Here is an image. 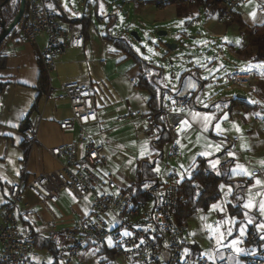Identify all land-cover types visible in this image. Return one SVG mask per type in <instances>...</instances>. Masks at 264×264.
<instances>
[{
	"label": "crops",
	"instance_id": "crops-1",
	"mask_svg": "<svg viewBox=\"0 0 264 264\" xmlns=\"http://www.w3.org/2000/svg\"><path fill=\"white\" fill-rule=\"evenodd\" d=\"M62 1L67 3L63 4ZM45 3L57 15L64 18L60 20L67 31L80 33L79 25L67 23L66 18L74 20L87 15L90 19L87 29L88 37L84 41L83 48L68 49L56 59L55 68L48 77V85L58 89L65 84L77 82L92 87L97 122L85 127V130L92 136L93 143L104 147L107 162V157L112 158L113 155L106 151L104 142L112 141L115 146L120 134L115 135L116 131L125 128H128L136 139V131L145 126V121L135 120L132 116L135 113L148 116L149 95L146 91L136 88L139 68L111 43L102 40L101 36L125 38L133 45L135 40L129 36L131 31L136 32L137 29L145 31L154 24L174 20V28H179L181 31L183 29L182 20L176 18L174 6H166L162 9L152 5L138 7L133 0H111L110 3L104 0H45ZM261 7H264V0H244L233 10V13L245 26L252 28L264 25V11L258 12ZM107 11H109L108 16H106ZM119 11L123 15V21L117 18L116 14ZM218 17L217 11L199 14L198 20L185 29L186 34L183 37L192 36L191 39L198 37L202 43L217 44L214 49L216 50L215 56H219V61L213 59L211 62L217 66L218 70L229 67L228 63H231L229 67L231 72L223 73L224 75H230L235 70L248 71L249 68L264 73V67H254L252 63L236 56L235 51L247 45V37L240 35L239 27L235 22L228 26L220 24ZM93 19L103 25L104 30L95 28ZM178 36H180L179 33ZM45 43V35L38 36L37 45H35L28 43L19 33L3 47L5 67L0 70V83L5 85V89L0 93V209L5 200L4 184L15 183L21 177L26 180L59 168L62 160H55L50 155L48 151L51 148L72 144L77 156L83 152L78 128L72 131H61L58 127V123L70 115L66 102L56 103L42 95L37 101L36 109L30 111L37 96L38 48L44 47ZM149 62L156 72L161 74L159 89L163 90L161 96V106H163L176 98L171 93L177 91L179 77L174 86L163 77L164 70L161 66L150 60ZM211 62L207 64V68L197 67L204 82L209 80L205 79L203 73L205 70L208 75L214 73ZM240 65L243 69H238ZM203 87L206 88V83ZM258 87L257 93H262L264 96V80L259 83ZM222 93L225 95L223 99L236 97L232 93H227L226 90ZM217 101L219 100L215 99V94H211L204 104L201 105L199 102V106L187 108L186 120L178 131L170 132L172 141L163 146L162 158L157 160V164L155 163L153 172L155 175L171 172L178 184L182 179L190 177L197 158L208 159L217 156L224 150L225 143L231 141L232 148L226 152L227 158L233 161L230 172L251 181L241 194V205L245 210L246 220L249 218L248 213H253L261 220L264 228V213L260 211V205L264 203V187L261 183L257 184V179L252 177L254 170L264 166V120L252 113H242L239 109H234L231 114L207 110ZM260 105L264 108V105ZM205 117L210 119L206 120ZM25 118H27L29 127L26 131H22L21 127ZM23 143L28 146L26 156L21 147ZM147 143L152 152L149 157L136 152L133 174L138 160L155 156V150L151 148L149 141ZM172 146L177 148L178 156L175 160L169 161L168 154ZM219 161L218 158L211 160V167L217 166ZM102 174L103 176L110 175L107 171ZM127 180L125 179L126 182ZM132 182L133 180L124 187L120 186V191L117 189L115 191H126ZM230 193L229 187L221 185L219 203L223 202V198L226 199V203L229 202ZM245 195H247L249 204L252 205L248 209H245L243 205V200L246 201ZM69 196L63 192L56 206L41 205L28 191L23 190L16 210L21 232L31 234L32 231L39 233L51 229L61 230L86 216L89 212V201L85 199L78 201L82 204L80 210L67 214V206L70 205ZM224 210L226 211L225 207ZM192 218L193 216L187 222ZM22 219L26 224H23ZM189 243L193 252L202 254L196 242L190 239ZM87 253L84 258L87 257L89 260L85 264H99L95 254L89 257L86 256ZM209 253L208 256L212 254ZM43 254L47 253L44 250L35 249L31 256L32 261L43 260L49 263L42 258ZM71 264L79 263L74 261Z\"/></svg>",
	"mask_w": 264,
	"mask_h": 264
},
{
	"label": "built area",
	"instance_id": "built-area-1",
	"mask_svg": "<svg viewBox=\"0 0 264 264\" xmlns=\"http://www.w3.org/2000/svg\"><path fill=\"white\" fill-rule=\"evenodd\" d=\"M26 12L20 35L28 43L36 44V38L46 36L44 47L38 48V61L47 77L55 68L56 59L68 49L80 50L84 40L80 33L67 31L57 13L49 8L45 0H25ZM244 0H226L224 10L219 14L220 24H226L233 17V10ZM25 11V10H24ZM264 11V7L258 12ZM264 80L260 70L237 71L225 77V82L255 94L258 85ZM56 93V94H55ZM206 93L202 89L194 96L173 98L160 107L170 132L175 133L186 120L185 111L189 106L197 107ZM44 97L56 103L66 102L69 117L61 120V131L79 130V141L83 152L76 155L74 146L61 145L48 152L55 160H62L57 170L30 177L19 178L15 183L4 184L5 200L0 209V264H47L33 262L30 259L34 248V235L23 234L20 230L16 210L21 201L23 190L41 205L56 206L63 192L74 200H88L89 212L71 226L47 232H39L51 244L57 246L58 259L62 264L81 262L88 251L100 248L114 253V260L124 264H229L218 252L203 256L193 252L189 240L191 235L187 225H178L172 218L170 210L183 200L177 192V180L170 172H162L157 177L159 184L152 201L140 204L134 193L116 192L111 175L102 176L98 169L106 164L104 147L95 144L85 127L97 122L95 97L89 85L71 82L54 89L48 85ZM135 120H144L145 126L136 131L138 141L150 140L156 135L148 116L135 113ZM32 140L34 138H31ZM232 142L224 145L223 151H230ZM178 150L172 146L168 157L175 160ZM157 164V159L153 167ZM252 177L261 181L264 187V166L252 172ZM250 225L256 234L264 237L261 220L253 213ZM125 233H129L125 235ZM205 236L206 232H203ZM212 249V240L208 238ZM227 253L234 254L230 250ZM236 257L248 264H264V244L261 247H248L244 255ZM113 260V261H114ZM108 260L105 264H113ZM82 263V262H81ZM80 263V264H81Z\"/></svg>",
	"mask_w": 264,
	"mask_h": 264
},
{
	"label": "trees",
	"instance_id": "trees-1",
	"mask_svg": "<svg viewBox=\"0 0 264 264\" xmlns=\"http://www.w3.org/2000/svg\"><path fill=\"white\" fill-rule=\"evenodd\" d=\"M138 7L144 5H152L162 9L166 6L175 7L176 18L183 21V29L179 31L180 36L186 34L185 29L189 28L195 21L198 20L199 14L209 11H217L221 14L224 10V0H133ZM4 0H0L2 4ZM19 0H8L6 4L0 6V22L9 24L17 13ZM26 12V2L25 11ZM59 19H64L59 16ZM24 16L20 23L5 37L0 44V70L5 67V56L3 55V47L10 40L14 39L21 32L24 24ZM65 21L72 25H79V31L86 41L87 29L90 24V19L84 15L78 19ZM235 22L239 27L241 36L247 37V45L235 51L237 57L243 61L252 63L253 65L264 64V25L254 26L249 28L245 26L238 17L233 13L232 20L225 25H230ZM101 39L111 43L117 50L131 59L139 68L136 88L146 91L149 95L147 100V108L149 110L148 118L156 130V135L149 140V144L155 150L153 158H143L136 162L134 169V179L131 186L126 190L128 193H134L136 200L144 205L152 201L153 194L158 187L157 177L153 172V163L155 159L162 158V148L164 145L172 141L170 130L168 129L162 113L159 111L161 107L162 92L160 87V73L156 72L149 60L143 56V48L140 47L139 52L125 38L101 36ZM39 65V61H38ZM227 76V75H226ZM225 76V77H226ZM49 79L46 73L39 65V76L37 80L36 90L37 96L31 107V112L36 109L38 99L44 95L48 88ZM200 75V70L197 67H191L183 71L179 76L178 89L171 93L174 97H186L196 95L205 85ZM195 85L193 87L192 85ZM5 89V85L0 83V93ZM259 90V88H258ZM234 109H239L242 113H252L264 120V108L258 103H250L247 98H232L222 99L214 102L207 110H216L219 113L231 114ZM29 125L27 118L23 121L21 130L26 131ZM24 156L28 151L26 143L22 144ZM218 158L220 161L214 168L211 167L210 161ZM233 161L227 158L226 151H222L217 156L211 158H197L194 163V168L190 173L189 178H184L177 184V192L183 197L174 207L171 208L170 214L176 224L187 225V220L194 216L196 211H207L209 207L215 203H219L220 186H226L231 189V199L224 207L226 214L230 218H234L237 222L246 220V213L242 207L241 194L250 185V180H245L243 177L234 175L230 172V167ZM251 218H248V222ZM23 224L26 222L22 219ZM250 223V222H249ZM34 235V248L44 250L50 256V262L47 264H62L58 259L57 246L51 244L44 236ZM264 244V237L256 234L252 226L249 224L246 235L243 240V248L261 247ZM108 258H113L114 253L108 251ZM102 256V253L99 255ZM107 258V257H106ZM99 264H104L103 260H99ZM244 264H248L244 261Z\"/></svg>",
	"mask_w": 264,
	"mask_h": 264
},
{
	"label": "rangeland",
	"instance_id": "rangeland-1",
	"mask_svg": "<svg viewBox=\"0 0 264 264\" xmlns=\"http://www.w3.org/2000/svg\"><path fill=\"white\" fill-rule=\"evenodd\" d=\"M104 1L106 3L111 2V0ZM62 3L66 4L67 2L62 1ZM122 13L124 14L125 12ZM99 14H101V12ZM108 15L109 11L106 13V16ZM116 15L118 19L123 21V15L120 14V11ZM174 22L175 20L168 23H157L154 24L153 27H148V29L145 31L137 29L136 33L139 41L133 38L135 41H133L132 46L138 52L140 47H142L143 56L151 62L161 66L164 70L163 77L165 80L176 86L178 77L184 70H187L190 68V66L201 68L205 66L207 68V64L213 59L219 61V56H215L216 50L214 49V46H217V44L209 45V43H202L200 38L194 36L192 39V36H178L180 29L174 28ZM93 25L98 30H104V26L100 25L95 19H93ZM159 31L165 32L166 35L157 37L156 33ZM167 44H174L175 49L172 52H168L164 47ZM149 49H151V51H149ZM211 63L213 64V62ZM228 64H230V67L231 63ZM229 67L227 66L223 70H218L217 66L213 64V75H208L206 70L203 72L206 79L209 80L206 82L207 91L200 101V104H204L211 94H215L216 100L223 99L225 95H223L222 92L223 90H226L227 93H232L233 96H244L250 103H259L264 105V96L262 93H246L244 90L225 82L226 75L223 73H230L231 69ZM238 69H243V66L240 65ZM118 134L119 139L116 141L115 146L113 145L112 141L104 142L106 151H108L110 155H113V157L111 158L108 156L106 164L103 168L98 169L97 173L103 178L102 173L104 171L109 172L111 177L114 178L113 180L116 189L120 191V186L124 187V185L131 183V181L134 179L133 167L136 152L142 154V156L145 155L149 157L152 150L147 145V141L149 140L142 142L136 141L134 135L130 133L128 128L117 130L115 135ZM125 179H128L127 182ZM244 199H246V201L243 200V205L245 207L246 204H249L247 195H245ZM68 203L70 204L67 206L68 215L78 211V209H81L80 205L82 204L74 200L71 196L68 197ZM225 204L226 199L223 198L222 203H215L211 205L206 212L202 210L196 211L193 218L187 222L191 240L200 246L203 256H208L210 254L209 252H218L219 256L226 259L229 264H244V261L238 259L236 255L241 257L244 255L245 249L243 248L242 244L250 223L247 220L237 222L234 218L228 217L226 215V211L224 210ZM245 209H248V207H245ZM203 232H206L207 236H205ZM208 238L213 241L212 249H209L211 246L208 242ZM237 249H240L241 251L238 252ZM227 250H230L234 254L232 255L227 253ZM34 251L31 253L30 259L34 254ZM101 253L102 256L99 258ZM106 253L109 254L108 250L105 248H100L95 251H89L86 256L90 257L95 254L98 257V260H103L104 258L105 264L108 262V260H114V258H108L109 256ZM42 258L47 262H50L51 259L48 254H43ZM86 258L87 257L81 261H84L82 264L88 262L89 259ZM39 262L45 263L43 260H40ZM81 262L78 263L80 264ZM113 264L124 263L118 259H115Z\"/></svg>",
	"mask_w": 264,
	"mask_h": 264
},
{
	"label": "water",
	"instance_id": "water-1",
	"mask_svg": "<svg viewBox=\"0 0 264 264\" xmlns=\"http://www.w3.org/2000/svg\"><path fill=\"white\" fill-rule=\"evenodd\" d=\"M7 2H8V0H4V2L2 4H0V6H3ZM24 10H25V0H19L17 13L13 17L12 21L7 25L4 22H0V44L3 42L5 37L20 23L23 15H24ZM165 34H166L165 32L159 31L156 33V36L161 37V36H164ZM129 36L131 38H134L137 41H139V38H138L137 33L135 31H131L129 33ZM165 48L168 51H173L175 49V45L174 44H167V45H165ZM236 97L241 98V99H245L244 96H240V95H238Z\"/></svg>",
	"mask_w": 264,
	"mask_h": 264
},
{
	"label": "snow or ice",
	"instance_id": "snow-or-ice-1",
	"mask_svg": "<svg viewBox=\"0 0 264 264\" xmlns=\"http://www.w3.org/2000/svg\"><path fill=\"white\" fill-rule=\"evenodd\" d=\"M253 15H255V14L253 13ZM181 23H183V21H182ZM149 51H151V49H149ZM254 67H264V65L257 64V65H255ZM248 70H251V68H249ZM205 79H206V77H205ZM192 86L195 87L194 84H193ZM205 119L208 120V119H210V118H209V117H205ZM216 127L218 128L219 125L217 124ZM237 174H238V173H237ZM256 183H257V184H260L261 181L257 180ZM245 207H246V208H247V207H252V205H250V204H246ZM260 211H261L262 213H264V203H261V205H260ZM128 234H129V233H125V235H128ZM237 251L239 252V251H241V250H240V249H237Z\"/></svg>",
	"mask_w": 264,
	"mask_h": 264
}]
</instances>
